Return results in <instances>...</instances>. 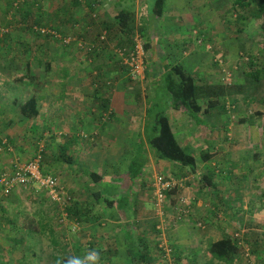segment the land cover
Returning <instances> with one entry per match:
<instances>
[{"label": "crops", "instance_id": "obj_1", "mask_svg": "<svg viewBox=\"0 0 264 264\" xmlns=\"http://www.w3.org/2000/svg\"><path fill=\"white\" fill-rule=\"evenodd\" d=\"M152 2L91 0L90 4H85L89 13H86L88 19L81 34L93 40L90 46L96 44L102 32L107 40L106 44L97 45L90 52L92 71L97 70L98 74L93 73L94 81L88 84L90 88L84 90L85 94H78L77 89H70L67 93L64 89L67 83L56 80L55 87H61L57 94L34 92L39 114L33 120H25L19 110V105L27 102L31 94L26 99L20 94H0V176L31 161L41 151L44 163L42 172L57 178L61 192L66 196L68 192L70 196L67 197L72 202L71 211L79 216L89 213L88 218L82 217V222L74 217L67 221L84 229H94L96 226L104 230L110 226L111 230L118 231V238L121 236L123 239L126 253L116 257L120 252H105L101 257L104 263H112L117 258L114 263L123 264L129 262L127 248L135 247L143 239L142 232H149L143 240L150 245V251L155 249L153 238L159 232L155 231L156 224L146 219L151 215L148 202L153 199L152 182L155 177L186 179L184 187L168 194L166 199L169 210H174L178 208L180 199L187 198L189 215L180 221L185 224V220H200L206 226L203 233L186 226L189 223L178 230L170 228L173 242L190 240L191 248L195 249L190 258L193 259L192 264H196L201 246L205 248L202 258L205 264H209L208 247L221 239L234 237L243 247L234 264H264V235L258 238L252 234L260 227L255 223L264 220V127L256 126L255 119L262 111L256 112L253 118L245 116L239 104L241 101L246 104L242 94L226 96L221 104L222 98L216 89L225 70L234 79L235 86H241V80L245 85V76L249 71L264 68L258 66L259 51L255 47H247V52H237L235 34L228 32L225 35L221 27L208 34H203L198 26L193 27L197 43L189 47L183 37L175 36V28L182 25L188 4L191 6L196 1L165 0L161 17L150 13ZM76 3L81 5L79 1ZM218 3L216 6L220 7L221 2ZM120 12L133 15L134 41L141 38L144 45L148 44V50H144L145 74L136 82L127 80L128 72L115 53L123 46L132 47L118 26L116 16ZM230 12L224 11L227 15ZM90 13L95 14L93 19L98 18V25L94 21L89 22ZM175 37L178 38L176 42ZM238 54L243 56L239 58ZM194 58H200V62L193 64ZM199 68L204 71L197 80L193 74ZM172 69H178L190 77L197 93L207 88V94L196 95L202 110L200 114L191 115L175 108L166 93L157 96L158 88L164 87L165 78ZM238 71H242L240 81ZM17 82L22 84L21 81L13 84ZM70 83V88L84 87L80 81ZM254 87L246 85L248 95L243 90V95L247 96L246 102L255 99ZM209 101L216 106L209 108ZM150 102L159 104L156 112L166 116L180 148L195 159L194 170L153 159L146 141L150 126L147 122L152 121L148 117ZM254 104L258 102L254 101ZM198 117L200 120L206 118L208 123L196 122ZM258 118L261 124L264 123V119ZM250 122L253 124L250 125ZM74 130L78 131L73 137L71 134ZM84 133L91 140L92 137L96 138L94 144L97 141V148L92 153L94 158L87 160L86 166L80 160L90 152L89 145L85 146L80 137ZM14 135L19 136L18 141L15 139L17 144H13ZM34 141L36 145L31 144ZM139 150L147 154L143 163L136 162ZM62 153L71 160L70 164L60 159ZM137 163L142 168L137 175L131 176V167ZM34 187L27 191H12L7 196L0 188V253L6 255L9 264H13L10 251L30 244L31 238L24 228L25 218L42 219V224L50 227L54 236L56 234L57 228L51 218L57 206L50 205L47 192H37ZM95 195L100 199L97 200ZM251 205L252 214L248 213ZM149 206L152 205L149 203ZM237 208L246 212L240 222L233 215ZM103 213L107 218L101 216ZM41 239L46 242L52 238L48 234L41 237L36 235L34 244H39ZM182 261L186 262L178 260L180 263Z\"/></svg>", "mask_w": 264, "mask_h": 264}, {"label": "rangeland", "instance_id": "obj_2", "mask_svg": "<svg viewBox=\"0 0 264 264\" xmlns=\"http://www.w3.org/2000/svg\"><path fill=\"white\" fill-rule=\"evenodd\" d=\"M77 1H79L81 5H77ZM195 1L196 3H193L191 6L188 4V7L184 10V20L182 25L175 28L177 33L175 36L180 35V37H183L186 40L185 43L187 46L194 47L197 42L196 37L193 36V27L197 28L198 26L200 31L204 32L203 34L211 33L212 30L214 31L221 27V29L225 31H222L225 35H228V32H233V34H235L234 37L236 39L234 42L237 52L244 53L247 52V47H249V49L255 47L260 54L258 66H264V14H262L261 17H255L258 11L264 12V8L260 7V2L262 0H247V5H244L243 0H214V2H212V0H194V2ZM219 1L221 2L220 7L216 6ZM87 2L90 4L91 0H0V38H4L3 43L0 44V94H8L9 96H17L20 94L23 99L28 98L29 94L33 95L35 91L37 93L54 95L61 90V87H55L54 81L56 80H62L67 83L68 88L67 86L64 88L67 93L70 92V89H77L78 94H85L84 90L90 88L88 84H90L91 81H94L93 73L96 72L95 74H98L97 70L94 72L92 71L93 68L89 62H92L90 52H92L93 48H96L97 45L106 44L107 42L106 35L102 32L100 33L101 37L98 38L96 44L90 46L92 45L90 43L93 40H91L90 37L81 34V30L85 27L88 19L86 13H89V11L85 6ZM241 4L245 7L241 8ZM218 10L221 11L217 12ZM224 11L231 12L227 15ZM96 12L98 16V11ZM93 15L95 14H89V17L91 18L89 22L94 21V24H96L98 18L93 19ZM8 21H12V23L11 26L7 27ZM35 22H37V26L34 25ZM34 28L40 29L42 38L35 36ZM103 37L104 40L101 41V38ZM68 40H70V42H68ZM176 40L178 41L177 37H175L174 42H176ZM131 45V48L123 46L118 49L128 50L133 49L135 45H140L144 51V43L141 38H137L136 41L132 38ZM199 50H201V48H199ZM238 55L239 58L243 56L241 54ZM77 59H80V61ZM199 62L200 58H194L192 60L193 64ZM46 66L50 67V71H47ZM26 67L31 69L30 75H27L25 71ZM203 71V68H199L198 71L194 72L193 76L195 79H200V73ZM241 72L242 71L237 72L239 81L241 80ZM226 76L227 75L223 74L222 79ZM128 79L129 78H127V80ZM17 80H20L22 84H19L18 82L13 84V82ZM71 81H80L84 87L71 86L70 88ZM221 81H218V85L223 88L227 87V85L221 83ZM234 82V79H232L228 87L234 86ZM240 82H242L241 86H244L243 81L241 80ZM43 83L47 84L49 87L47 88ZM257 86L260 88V85ZM244 89L247 92L245 95H248L246 85ZM157 91V96L165 94L162 86L159 87ZM254 96L261 97V94L259 96V91L256 90V95ZM224 99L225 98L223 97L220 100L221 104L224 103ZM242 99L246 104H243V101L239 102V104L242 105V109L246 114L245 116L253 118L256 112L262 111L261 103L257 101L258 104H254V100L256 99H251L252 102H246L247 96L244 95H242ZM158 107L159 104L150 102V110L152 113L156 112ZM200 119V117H198V119L196 118V122L201 124L202 121L203 124L208 123L206 118L202 120ZM255 119L257 121L256 126L264 127V123L261 124V119L258 117H255ZM249 124L252 125L253 123L250 122ZM19 125L24 126L25 124ZM77 131L78 130H74L71 135L74 137ZM86 134L84 133L80 136L85 143V146L89 145L90 147V152H88L87 156L84 159H80L85 166L87 165V160L94 158L92 153L97 148L95 147L97 141L94 144L96 138L92 137L91 140ZM82 136H86L87 139H83ZM13 137V144H17L15 139L18 141L17 137L19 136L14 135ZM31 144L36 145L37 142L34 141ZM257 168H255L256 171ZM11 172L12 170L6 173L10 174ZM158 177L160 176H157V178ZM185 184L186 179H182L181 188H183ZM99 186L102 185L100 184ZM34 188L37 192L43 191L37 187ZM27 189L29 188H15L13 191H27ZM154 192L155 189L153 187V199L148 202V210H150L151 215L150 218H146L147 222H153L156 224L155 231L159 232V236L157 235V237L155 236L153 238L154 243L158 246V251L154 249L151 250L152 255H159L160 257V254L157 253L162 251L164 253V262L166 264H192L193 259L190 258L195 249L191 248L190 240L179 239L178 243L173 242L171 238L173 232L170 228L178 230L180 227L189 223L190 225L186 226L192 228V230H196V232L203 233L205 232V224L200 220L192 222H186L185 220V224L180 221L181 219H184L185 216L187 217V215H189V200L187 198L180 199L178 208L176 207L174 210H169L170 208H168L169 206L166 196L163 204L159 205L154 197ZM66 194L68 197L70 196L68 192H66ZM48 200L50 205L57 206V211L54 209V216L51 218L55 224V228H57L54 239L60 243V246L64 248L67 255L72 254V256H84L93 241H96V244L92 245L91 248H96L98 250L102 248H110L113 251L120 252L116 257H121L122 254L126 253L123 239L121 236L118 238V234L120 235L118 231L111 230L110 226L103 230L101 227L97 228L96 226L94 229H84L76 224L71 225L69 221H67L68 218H66L65 215L66 212L64 211V205L54 203L49 197ZM149 203L152 206H149ZM245 213L246 212L242 209H238L233 212V215H235V219L240 222ZM248 213H253L252 205L250 206ZM101 216L107 218L105 213ZM13 219L15 221L14 216ZM255 224L260 227L256 229V232H252V234L259 238L261 235H264V220H260ZM148 235L149 232H142L141 234L143 239L144 237L147 238ZM29 241V246L26 247L22 245L9 252L13 264H52V255L63 256L56 252L57 249L51 246V242L48 240L44 242L41 239L39 244L38 242L34 244L33 239H29ZM32 246H34V248H31ZM201 247L199 249L200 255L197 256L198 260L195 261L196 264H205L206 262L205 259L202 258V252L205 251V248ZM31 251L35 254V259L31 258ZM179 259L186 260V262L182 261L180 263L178 262ZM115 260H117V258L114 259V261ZM121 260L123 261V258H121ZM0 261L4 262H0V264H9L8 258L3 253H0ZM112 261L113 260H111V262ZM114 261L112 263L108 262L104 264H123L114 263Z\"/></svg>", "mask_w": 264, "mask_h": 264}, {"label": "trees", "instance_id": "obj_3", "mask_svg": "<svg viewBox=\"0 0 264 264\" xmlns=\"http://www.w3.org/2000/svg\"><path fill=\"white\" fill-rule=\"evenodd\" d=\"M164 1L165 0H153L150 6V13L155 17H161L163 13V7H164ZM244 5L246 4L247 0H243ZM244 5H240L241 8L245 7ZM247 5V4H246ZM260 7L264 8V0L260 2ZM264 14V12H257V15H255L256 18L261 17V15ZM116 20L118 22V26L123 31L124 36L127 38V40L132 43V36L134 33V21H133V15L131 13L126 12H120L116 16ZM12 21L7 22V27L11 26ZM35 26H37V22L34 23ZM34 26V27H35ZM35 29V28H34ZM35 36L38 38H42V35L40 33V29H35ZM51 36V35H50ZM52 38V37H51ZM4 38H0V44L3 43ZM134 48V47H133ZM23 50V49H22ZM144 50H148V44L144 45ZM24 51V50H23ZM264 67V66H262ZM252 68V67H251ZM27 75H30L31 69L26 68L25 69ZM47 71H50V67L47 66ZM129 80L131 82L137 81L138 79L132 80L129 77ZM20 81V80H17ZM253 85L255 86L253 90V95H256V90L259 91V96L261 94V97L255 96L254 100L255 102L261 103L262 106V112L257 114L258 117L264 119V68L261 70H251L247 73L245 76V85ZM244 86H230V87H222L218 86L216 89L219 91L221 95V98L226 96H234V95H243L244 91H246ZM260 85V88L257 86ZM164 90L167 95L170 96L172 105L179 109L183 110L187 113H190L191 115H198L202 112L200 106L198 105V102L196 100V95L198 93L207 94V90L202 89L201 91L198 90L194 86V82L190 77H186L182 72H180L178 69H172L168 75L165 78L164 83ZM224 90V92H223ZM248 90V89H247ZM98 92V89L96 90ZM34 95V96H33ZM32 97L25 102L22 105H19V110L21 116L25 118V120H33L38 117V108H37V98L35 97L36 93H33ZM257 97V98H256ZM207 106L209 108H213L216 106L214 102H207ZM150 104V103H149ZM214 105V106H213ZM148 117L152 118V121L148 123L149 131L147 130V144L149 146V151L153 157V159L157 161H163V162H169L173 164H177L178 166L194 170L196 166L195 159L185 154L183 150L178 145L177 141L175 140L173 131L170 127V124L166 118V116L161 112H154L152 113L149 107V115ZM149 121V120H148ZM137 159L136 162L143 163L142 160L146 158L147 154L144 152V150H139L137 153ZM60 159L64 161L66 164H70L71 160L66 158V154L62 153L60 155ZM136 164L135 166L131 167V176L137 175L138 172L141 170L142 165ZM43 161H42V170H43ZM43 173V172H42ZM46 175V173L44 172ZM168 180L167 178H165ZM176 189L171 191L170 193H166V196L171 195L172 193H175ZM94 197H97V200H99V196L95 195ZM71 204V207H70ZM68 206V207H67ZM67 208L64 210L67 215L66 217L70 220L72 217L79 219V222H82L83 219H86L89 217V213L82 214L81 216L77 215L76 212H72V202L69 200L67 204ZM83 217V219H82ZM85 221V220H84ZM43 220L40 219L39 221L35 217H28L24 219V228L28 230L29 236L31 239L36 238L37 236L48 234L52 239L50 240L51 246H53L57 253L62 254L61 255H52L51 262L52 264H60V261L64 258H67L69 256H72V254L67 255L65 253L64 248L60 246V243L55 241L54 237V231L48 227L47 225H43ZM64 223V222H63ZM239 240L237 238H224L217 242L212 243L208 249L207 253L210 258L209 264H234L236 258L240 254V251L243 250V247L241 248L240 243H238ZM96 244V241H93L90 244V248L92 245ZM157 245V244H156ZM154 246V250L158 251V246ZM31 248H34L32 246ZM153 250V249H152ZM101 254L108 252L110 254L115 253L112 249L106 248V250L101 249ZM31 258L35 259V254L31 251ZM127 254L129 256V262L128 264H166L164 262V253L161 251L160 257L152 255L150 251V245L147 244L146 241L143 239H140L137 242V245L135 247L127 248ZM40 260V259H39Z\"/></svg>", "mask_w": 264, "mask_h": 264}, {"label": "built area", "instance_id": "obj_4", "mask_svg": "<svg viewBox=\"0 0 264 264\" xmlns=\"http://www.w3.org/2000/svg\"><path fill=\"white\" fill-rule=\"evenodd\" d=\"M104 37L101 38V41ZM70 42V40H68ZM116 56L121 60L123 67L129 74L132 80L139 79L145 74L144 66V51L140 45H135L133 49H118L116 50ZM227 75L222 79L221 83L230 85L232 76ZM83 139H87L86 136H82ZM42 152L40 151L31 161L15 167L10 174L5 173L0 176V188L4 196L9 195L15 188H30L37 187L40 190L47 192L48 197L57 204L64 205L66 208L69 198L61 192L59 180L50 175H44L42 173ZM182 179H164L158 177L153 182L155 189L154 197L159 205H162L166 193H170L173 190L181 188Z\"/></svg>", "mask_w": 264, "mask_h": 264}, {"label": "clouds", "instance_id": "obj_5", "mask_svg": "<svg viewBox=\"0 0 264 264\" xmlns=\"http://www.w3.org/2000/svg\"><path fill=\"white\" fill-rule=\"evenodd\" d=\"M60 264H104L100 250L89 248L84 256H69L60 261Z\"/></svg>", "mask_w": 264, "mask_h": 264}]
</instances>
